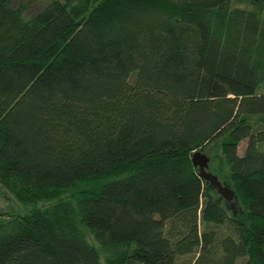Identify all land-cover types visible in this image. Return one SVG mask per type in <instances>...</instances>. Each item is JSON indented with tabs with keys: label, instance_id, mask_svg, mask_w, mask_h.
Returning <instances> with one entry per match:
<instances>
[{
	"label": "trees",
	"instance_id": "obj_1",
	"mask_svg": "<svg viewBox=\"0 0 264 264\" xmlns=\"http://www.w3.org/2000/svg\"><path fill=\"white\" fill-rule=\"evenodd\" d=\"M262 10L0 0V264H264Z\"/></svg>",
	"mask_w": 264,
	"mask_h": 264
},
{
	"label": "water",
	"instance_id": "obj_2",
	"mask_svg": "<svg viewBox=\"0 0 264 264\" xmlns=\"http://www.w3.org/2000/svg\"><path fill=\"white\" fill-rule=\"evenodd\" d=\"M192 160L196 168L199 170V174L207 179L210 184L218 190V192L228 201H231L232 208L236 210L235 192L219 177L209 170L210 156L204 149L197 150L192 155Z\"/></svg>",
	"mask_w": 264,
	"mask_h": 264
},
{
	"label": "rangeland",
	"instance_id": "obj_3",
	"mask_svg": "<svg viewBox=\"0 0 264 264\" xmlns=\"http://www.w3.org/2000/svg\"><path fill=\"white\" fill-rule=\"evenodd\" d=\"M12 6H17L22 3L26 7V14L28 17L40 12L49 2L50 0H10ZM261 14L264 19V10L261 11ZM259 91L264 89V83L259 86ZM247 140H243L241 145L239 146V152L242 153L244 151ZM13 203L18 205V202L15 200L12 194L6 191L4 188L0 187V211L5 212L13 207ZM88 238L94 242L93 238L88 234ZM187 261L189 259H186Z\"/></svg>",
	"mask_w": 264,
	"mask_h": 264
}]
</instances>
